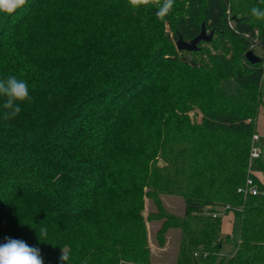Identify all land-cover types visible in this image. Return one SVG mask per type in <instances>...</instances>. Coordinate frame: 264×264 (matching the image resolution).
Instances as JSON below:
<instances>
[{
	"label": "trees",
	"instance_id": "1",
	"mask_svg": "<svg viewBox=\"0 0 264 264\" xmlns=\"http://www.w3.org/2000/svg\"><path fill=\"white\" fill-rule=\"evenodd\" d=\"M185 1L186 11L171 26L173 37L158 32L149 47L127 51L119 45L123 31L82 41L88 21L98 20L102 0H28L12 15L0 13V79L15 75L27 81L31 97L7 121L0 97V224L16 213L18 226L41 211L45 220L36 221L27 238L39 239L41 227L48 235L63 226L67 235L48 249L50 254L60 258L61 248L68 247L72 257L82 258L84 232L99 233L115 214L116 231L127 223L132 229L118 233L113 245L120 247L135 234L136 251L145 261L143 198L179 195L185 200L182 216L158 214L166 219L163 226L181 231L175 264H264V195L245 197L243 211L236 208L244 198L237 189L248 177L264 190L249 172L252 137L264 105V21L234 0ZM156 10L149 13L154 16ZM204 23L209 33L214 31L212 41L201 43L197 52H179L175 39H195ZM202 44L216 51L200 66L187 56L203 53ZM251 47L263 53L261 63L245 59ZM225 78L237 83L231 97L220 86ZM184 87L194 95L187 96ZM192 105L203 111L200 125L188 117ZM145 124L154 127L144 142L148 158L140 148L146 163L142 176L125 187L113 171L115 156L138 151L127 132ZM214 135L219 137L215 142L206 140ZM241 135L245 148H233L229 155L239 161L238 170L224 154L232 143L228 139ZM253 162L264 169L261 158ZM217 203L241 220L236 254L227 260L219 259L223 240L222 214L213 208ZM128 256L121 246L113 263L124 264Z\"/></svg>",
	"mask_w": 264,
	"mask_h": 264
},
{
	"label": "rangeland",
	"instance_id": "2",
	"mask_svg": "<svg viewBox=\"0 0 264 264\" xmlns=\"http://www.w3.org/2000/svg\"><path fill=\"white\" fill-rule=\"evenodd\" d=\"M105 2V5L99 6L96 9L98 10L99 17L98 20L93 19L92 22L88 21L86 25V31L82 33V41L91 42L94 40L96 35H107L110 32H120L123 31V34L120 36V47L122 50H132V49H141L149 47L155 38L159 35L158 32L164 34H170V37H173L172 25L175 24L177 18L183 14L187 9V3L185 0H175V4L171 13L165 17L163 21L159 20L155 15L152 16L149 13V10L156 9L155 7L139 9H133L128 5L127 0H102ZM235 2H241L243 6L252 8L253 6L264 8V4L260 3V0H234ZM96 12L88 11L89 16H97ZM83 13V11L81 12ZM236 12H229L228 14L232 16ZM240 13H243L241 11ZM261 21V20H260ZM263 22V21H262ZM204 48L203 53L197 56H187L185 53H181L180 56H187L189 60L195 59L201 63H206L209 61L208 54L214 53L215 47L210 44H202ZM253 49L256 55L263 58V53L259 48H250ZM205 73L203 75H208ZM264 77V76H263ZM221 89L227 97H231L235 94L237 90V83L231 78H225L221 81ZM185 91V87L182 89ZM201 90V89H200ZM260 91L262 99L264 101V85L261 84ZM188 95L193 94L189 88L185 91ZM200 100V99H198ZM211 107L215 106V102L210 100L206 101ZM223 104V101L220 102ZM217 105V104H216ZM188 117L191 122L195 125H200L203 119V111L196 105L189 106L188 108ZM147 123V122H146ZM146 128L139 126L133 127L127 133L130 136L131 141L138 145L139 149L133 153H126L122 156H115V164L113 166V171L117 172L116 178L119 179V184H124L125 187L132 186L141 178L142 171L145 167L144 159L147 153L144 151L147 148L146 139L148 140V135L153 131V126H147ZM257 133L264 139V105L261 106L259 110V116L256 126ZM152 135V134H151ZM217 135L210 136L206 140L213 143L218 139ZM223 139V138H222ZM232 143L224 156H228L231 160L229 162L230 167L234 169L236 166L239 170L238 160L231 159V152L233 148H238L239 146L245 148V143L247 139L245 137L238 136L233 137ZM148 142V141H147ZM142 146V147H141ZM145 156H143V152ZM231 150V151H230ZM218 156V155H217ZM216 157H214L213 162H215ZM148 156H146V159ZM156 160V159H155ZM261 160L264 162V146L262 147ZM158 166H165L164 161L156 160ZM216 164V163H215ZM228 165V164H226ZM225 165V166H226ZM249 165V162H248ZM249 172L259 178L264 184V169L262 165L258 162H251L249 167ZM247 176V175H246ZM114 177V180L116 178ZM248 177V176H247ZM147 189L145 190V192ZM133 195L128 194V199H133ZM154 198H157L156 201ZM242 204L237 206L238 211H243V203L246 202L247 198H242ZM239 204V202H235ZM218 205H213L217 211L222 214V226H221V238L223 243L219 252V259H228L231 256H234L237 251V246L241 237V220L236 218L233 212H228L227 205L222 203H217ZM137 205V203H135ZM142 216L144 218V224L142 226L144 232V252L142 253L146 256L145 261L142 258L140 251H136V242L134 240L135 234H129L128 237L122 240V243L118 246H122L124 251L129 255L126 258L124 264H175L177 260L178 248L180 243L181 231L176 227H166L163 226L165 223L164 218L160 217L158 214L161 212H166L167 214H173L174 216H182L185 211V200L182 196L179 195H170L159 193L157 196L152 198L145 196L143 198L142 204ZM242 214V213H241ZM12 216L0 224V244L6 242L7 238L19 239L26 242L29 246L38 248L40 254L43 258L44 264H63L60 258H55L50 254L48 249H52V245L58 241L61 236H66L67 231L63 226H55L49 230V234L45 237V242H41L35 237L27 238L26 231L36 222L45 220V216L38 212L33 218L28 215L25 218H22V222L15 226L13 222L14 217H18L16 213L11 214ZM113 219L109 223L106 222L99 230V233L88 234L84 232L83 237L80 241V246L83 250L82 258L78 257L76 254L74 257L71 255L69 261L70 264H81L79 258L84 261H87V264H114L113 255L118 254L120 247L113 245L116 242V236L118 233H125L126 231H131V225H122L121 231L120 228H116L119 224L117 215L113 214ZM14 216V217H13ZM19 218V217H18ZM87 228V225L85 226ZM119 227V226H118ZM69 250L68 247H65ZM70 252V251H69ZM140 257V260L133 261V258ZM77 258V261H76Z\"/></svg>",
	"mask_w": 264,
	"mask_h": 264
},
{
	"label": "clouds",
	"instance_id": "3",
	"mask_svg": "<svg viewBox=\"0 0 264 264\" xmlns=\"http://www.w3.org/2000/svg\"><path fill=\"white\" fill-rule=\"evenodd\" d=\"M27 2L28 0H0V13L12 15L18 9L24 8ZM127 2L133 9L155 7L157 9L155 15L161 21L171 13L175 4V0H127ZM260 3L264 4V0H260ZM250 13L256 20L264 21V8L253 6ZM261 84L264 85V77H261ZM0 97L4 98L3 119L6 121L14 119L21 113V105L31 99L29 85L27 81L18 79L15 75H8L0 79ZM37 233L39 240L45 242L46 228L41 227ZM61 251L60 260L64 264H69L71 259L69 250L61 248ZM0 264H44V262L38 248L29 246L23 240L7 238L5 243L0 244ZM81 264H87V261H81Z\"/></svg>",
	"mask_w": 264,
	"mask_h": 264
},
{
	"label": "water",
	"instance_id": "4",
	"mask_svg": "<svg viewBox=\"0 0 264 264\" xmlns=\"http://www.w3.org/2000/svg\"><path fill=\"white\" fill-rule=\"evenodd\" d=\"M214 37V31L208 32L206 28V24H202V29L199 35L190 41L184 40L182 37L175 39V45L179 52L187 51V52H197L200 49L201 43H209L212 41ZM245 59L251 64H258L263 61L261 57L256 55L253 49H250L245 54Z\"/></svg>",
	"mask_w": 264,
	"mask_h": 264
},
{
	"label": "built area",
	"instance_id": "5",
	"mask_svg": "<svg viewBox=\"0 0 264 264\" xmlns=\"http://www.w3.org/2000/svg\"><path fill=\"white\" fill-rule=\"evenodd\" d=\"M264 139L257 132L252 137V146L250 151V161L258 160L262 155ZM237 192L244 197L264 195V190L258 188L253 178L248 177L245 183L237 189Z\"/></svg>",
	"mask_w": 264,
	"mask_h": 264
},
{
	"label": "crops",
	"instance_id": "6",
	"mask_svg": "<svg viewBox=\"0 0 264 264\" xmlns=\"http://www.w3.org/2000/svg\"><path fill=\"white\" fill-rule=\"evenodd\" d=\"M264 146V145H263Z\"/></svg>",
	"mask_w": 264,
	"mask_h": 264
}]
</instances>
